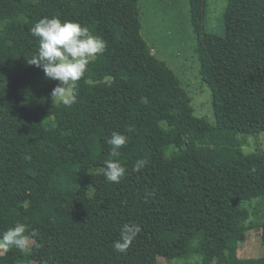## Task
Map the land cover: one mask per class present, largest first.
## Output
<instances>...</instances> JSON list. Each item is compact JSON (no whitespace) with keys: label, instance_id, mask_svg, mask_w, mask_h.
Wrapping results in <instances>:
<instances>
[{"label":"trees","instance_id":"1","mask_svg":"<svg viewBox=\"0 0 264 264\" xmlns=\"http://www.w3.org/2000/svg\"><path fill=\"white\" fill-rule=\"evenodd\" d=\"M138 1L0 0V232L21 222L33 239L0 264H264V253L229 256L255 224L264 248V222L246 223L244 206L259 198L264 208V155L245 153L240 139L264 132V0H227L224 35L204 31V0H188L214 124L194 115L182 80L143 39ZM45 16L106 42L71 107L51 98L58 81L27 62L38 49L30 28ZM113 132L128 137L115 157ZM170 146L179 149L166 155ZM141 158L148 164L134 172ZM109 160L126 168L119 183L103 174ZM133 223L141 231L115 251Z\"/></svg>","mask_w":264,"mask_h":264},{"label":"rangeland","instance_id":"2","mask_svg":"<svg viewBox=\"0 0 264 264\" xmlns=\"http://www.w3.org/2000/svg\"><path fill=\"white\" fill-rule=\"evenodd\" d=\"M227 0H204L203 26L204 31L224 35V13ZM140 33L155 56L164 62L182 80V88L191 98L194 115L215 123L212 105L211 89L199 76V62L194 52L195 36L190 23L188 0H139ZM57 103L58 101L54 99ZM242 149L245 153L259 152L264 155V132L253 136L240 137ZM179 148L170 146L166 155ZM92 172L101 168H92ZM264 201V200H263ZM247 202V201H244ZM242 202L241 204L243 205ZM247 205V206H246ZM262 203H244L248 207L252 221L264 222V208ZM261 215V216H258ZM33 239L29 237L28 247L24 251L30 252ZM238 244L230 248L229 256H238ZM0 249V254H4ZM200 256L189 259L158 256V264H197ZM28 264H37L31 261ZM213 264H216L214 261Z\"/></svg>","mask_w":264,"mask_h":264},{"label":"clouds","instance_id":"3","mask_svg":"<svg viewBox=\"0 0 264 264\" xmlns=\"http://www.w3.org/2000/svg\"><path fill=\"white\" fill-rule=\"evenodd\" d=\"M30 33L38 40L37 53L27 60L28 64L42 69L45 78L58 81L50 96L65 107L76 103L77 82L84 76L89 63L106 50V42L99 36L92 35L86 26L70 20L61 21L57 16L42 17L31 28ZM127 131H133L128 128ZM111 146L115 157L118 150L128 143V137L113 132L106 141ZM30 160V156H25ZM148 161L141 158L133 166L134 172L145 168ZM126 173V168L118 160L105 162L104 176L109 182L119 183ZM141 227L138 224H125L119 239L113 242V248L125 253L137 237ZM32 236L36 233L33 231ZM28 226L17 222L14 226L0 232V249L7 252L11 247H28Z\"/></svg>","mask_w":264,"mask_h":264},{"label":"crops","instance_id":"4","mask_svg":"<svg viewBox=\"0 0 264 264\" xmlns=\"http://www.w3.org/2000/svg\"><path fill=\"white\" fill-rule=\"evenodd\" d=\"M258 199H255L252 202L258 203L259 202ZM249 221H251V217L250 219L246 221V223H249ZM236 244H238V247L240 248L237 250V253H238V256H240L241 258L261 257L264 253V248L261 244V227H259V224H255V226H253L252 228H249L245 232L244 240L239 241Z\"/></svg>","mask_w":264,"mask_h":264},{"label":"water","instance_id":"5","mask_svg":"<svg viewBox=\"0 0 264 264\" xmlns=\"http://www.w3.org/2000/svg\"><path fill=\"white\" fill-rule=\"evenodd\" d=\"M152 51V50H151Z\"/></svg>","mask_w":264,"mask_h":264}]
</instances>
